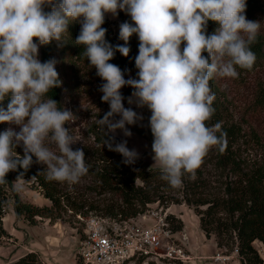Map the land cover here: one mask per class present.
I'll use <instances>...</instances> for the list:
<instances>
[{"label": "clouds", "instance_id": "obj_1", "mask_svg": "<svg viewBox=\"0 0 264 264\" xmlns=\"http://www.w3.org/2000/svg\"><path fill=\"white\" fill-rule=\"evenodd\" d=\"M118 10L129 15L131 23L119 26L124 44L113 46L105 40L107 30L101 25L105 14L115 17ZM245 11L246 0H0V123L20 129L0 131V185L8 183L6 175L19 168L23 171L13 185L21 190L33 156L45 165L49 181L71 186L89 170L83 150H73L71 145L77 141L64 126L77 117L46 98L61 84L56 61L38 59L39 47L63 42L75 21L81 26L75 44L83 46L81 56L104 81L99 90L109 111L97 122L105 137L117 129L131 136L126 125L143 120L123 106L119 90L127 85L134 90L128 103L147 107L151 113L152 160L161 179L172 188L182 187L185 174L194 178L213 147L220 153L227 148L222 124L206 123L215 111L209 82L214 76L238 78V68L252 69L256 56L251 46L261 21L246 19ZM209 21L217 24L212 34H207ZM133 34L139 41L138 78L126 80L121 69L108 61L116 52L128 56ZM117 115L120 119L113 120ZM113 141L110 136L103 145L119 153L124 164L135 163L138 152L129 150L127 141L115 146ZM21 143L23 156L14 151Z\"/></svg>", "mask_w": 264, "mask_h": 264}, {"label": "trees", "instance_id": "obj_2", "mask_svg": "<svg viewBox=\"0 0 264 264\" xmlns=\"http://www.w3.org/2000/svg\"><path fill=\"white\" fill-rule=\"evenodd\" d=\"M48 10L45 7V11ZM244 14L246 19L261 21L264 26V0H246ZM118 16L119 26L126 21L131 23L130 16L125 12L120 11ZM119 26L117 31L113 32L108 20L105 19L101 25L107 30L105 40L113 46L124 44V41L119 39ZM80 27L79 23L71 22L67 33L62 37L64 41L60 43L53 41L48 45L40 46L38 59L42 63L55 60L54 54H57L61 67L56 63L55 69L60 81L61 70L64 75L75 76L85 73L87 76H93L94 81L98 82L100 87L104 81L96 75L94 67H88V61L81 56L83 46L75 44ZM216 27L215 22L209 21L207 34H212ZM127 46L130 49L127 57L116 52L114 58L108 62L117 65L124 73V77L136 79L138 70L135 68V57L138 55L139 41L135 34L129 38ZM251 50L256 56L252 68L262 67L264 65V30H260ZM58 68L61 70L59 71ZM209 83L215 93L212 105L215 111L211 120L206 123L209 126L217 122L222 124V130L227 133V148L220 153L216 147H213L204 158L202 165L196 170L194 178L185 174L183 185L180 187V193L183 195L181 199L170 195L175 188L170 187L166 181L161 179L157 167L142 168L133 164L126 165L122 162L123 157L119 153L110 151L107 146L103 145L104 140L110 136H114L113 146L120 143V140L112 133H108L105 137V132L97 122V119L102 118L109 111V104L102 100L101 107L106 112L101 115L97 114L96 120L86 130V138L89 142L88 145L83 146L82 150L89 170L85 177L89 178L94 185L89 187V190L99 196H115L120 201L119 205L106 209L100 217L128 221L146 213L155 203L163 205L183 202L193 207L195 214L199 216L200 227L206 238H209L211 232L215 231L218 233L216 235L217 246L235 249L240 264H262L263 260L253 243L259 241L264 245V146L259 143L256 135H253L254 139H247L241 124L228 119L229 108L216 76ZM133 91L127 86L126 96ZM46 98L54 99L58 102V106L63 108L61 84L51 89ZM8 102L9 99L6 98L2 106L6 108ZM260 104H264V100H261ZM117 117L118 115L113 118ZM2 125L3 123H0V129ZM253 145L258 148L257 153H252ZM19 155L23 156V153ZM32 159L33 163L23 178L32 180L31 177L36 176L32 180L35 184L33 189H40L51 205L35 206L13 195L15 215L17 218H23L30 225H34L37 218L48 219L50 222L59 220L61 219L59 211L62 209V199L55 187V181L47 180L46 170L39 167L34 156ZM21 171L23 169L19 168L16 171H10L5 177L8 183L0 185V238L5 235L2 226L4 208L7 205L9 193L14 191L13 182ZM74 213L89 217L80 210ZM168 218L175 219L172 215ZM221 220H224L223 226H220ZM181 229L182 222L177 220V225L172 226V230L176 232ZM222 235L227 236V239H224ZM7 264L46 263L39 260L35 252H27Z\"/></svg>", "mask_w": 264, "mask_h": 264}, {"label": "rangeland", "instance_id": "obj_3", "mask_svg": "<svg viewBox=\"0 0 264 264\" xmlns=\"http://www.w3.org/2000/svg\"><path fill=\"white\" fill-rule=\"evenodd\" d=\"M119 12L118 10L115 17L110 13L105 14V19L109 21L113 32L117 31L120 23ZM260 30H264V26ZM181 48H183V44ZM39 55L40 47L38 58ZM54 59L61 67L57 54H54ZM237 70L238 78L216 76L229 108L228 119H233L241 124L247 139H254L253 135H256L259 143L264 146V104H260V101L264 100V65L251 70L239 68ZM60 78L63 109L71 111L77 117L74 122L66 123L64 126L69 128V133L77 141L71 145L73 150L83 149V146L88 145L89 142L86 138L88 126L96 120L97 114L101 115L106 112L101 107L103 93L99 90V84L94 81L93 76H87L85 73L72 76L64 75L61 70ZM124 78L127 80L130 77ZM126 90L127 85L119 90L124 98L123 106L142 115L143 120L133 125H126V128L132 133L131 136H124L119 129L112 134L117 136L120 142L127 141L126 146L129 150L135 149L138 152L139 158L133 163L134 166L156 167L153 164L151 151L153 137L148 126L151 113L147 107L138 108L135 102L129 104L128 98L131 93L126 96ZM118 119H120L119 116L113 118V120ZM9 127L17 132L20 130L19 126L3 123L0 131ZM253 147L255 151L253 149L252 153H257L258 148L255 145ZM14 151L17 154H22V143L17 145ZM37 164L45 169V165ZM25 181L27 182L21 190L17 191L14 188V191L9 193L7 205L4 208L2 226L5 235L0 238V264L11 263L27 252H35L39 260L46 264H80L77 251L79 239L84 234L83 229L87 217L74 212L80 210L89 217H100L106 209L119 205L120 201L115 196H99L89 190V187L94 185L85 175L78 183L71 186L66 182L55 181V187L62 199V209L59 211L61 219L50 222L48 219L37 218L35 224L30 225L23 218L16 217L12 196L17 195L23 202L39 207L50 206L51 202L44 198L40 189H33L35 184L32 180ZM180 191V188H175L170 195L181 199L183 195ZM154 214L158 216V219L163 218L164 229L165 232H168V236L161 240V245L155 254L144 258H135L129 264H240L235 249L217 246V232L212 231L210 237L206 238L200 227L199 216L195 214L193 207L183 202L163 205L155 203L146 213L137 216L135 220H138L144 227H150L156 219ZM169 215L175 219L168 218ZM177 220L182 222V229L174 232L172 226L177 225ZM220 222V226H223L224 220ZM224 236L222 235L224 239H227V236ZM253 246L264 264V245L255 241ZM168 254L178 255L180 259L167 257Z\"/></svg>", "mask_w": 264, "mask_h": 264}, {"label": "built area", "instance_id": "obj_4", "mask_svg": "<svg viewBox=\"0 0 264 264\" xmlns=\"http://www.w3.org/2000/svg\"><path fill=\"white\" fill-rule=\"evenodd\" d=\"M154 216L155 222L150 227L133 219L116 221L87 217L77 251L80 264H129L135 258L152 256L161 240L168 236L163 218ZM168 255L180 259L178 255Z\"/></svg>", "mask_w": 264, "mask_h": 264}, {"label": "crops", "instance_id": "obj_5", "mask_svg": "<svg viewBox=\"0 0 264 264\" xmlns=\"http://www.w3.org/2000/svg\"><path fill=\"white\" fill-rule=\"evenodd\" d=\"M137 219V218H136ZM132 221H134V222H139L138 220H135V219H133Z\"/></svg>", "mask_w": 264, "mask_h": 264}]
</instances>
